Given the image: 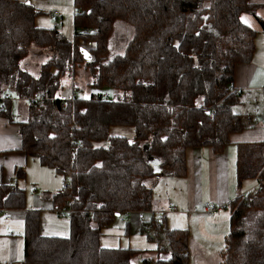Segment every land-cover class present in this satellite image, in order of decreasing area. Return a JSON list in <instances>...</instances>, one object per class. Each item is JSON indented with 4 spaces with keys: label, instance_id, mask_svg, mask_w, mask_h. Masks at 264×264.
<instances>
[{
    "label": "trees",
    "instance_id": "obj_1",
    "mask_svg": "<svg viewBox=\"0 0 264 264\" xmlns=\"http://www.w3.org/2000/svg\"><path fill=\"white\" fill-rule=\"evenodd\" d=\"M255 9L250 0H73L68 39L56 26L35 24L42 10L30 0H0V115L17 124L26 156L62 176L52 209L69 221L67 238H49L41 235L35 213H23L27 264H141L137 255L147 264H189L188 230L168 228L164 217L146 220L155 201L147 181L182 174L186 150L219 152L231 133L255 125L250 114L234 110L241 92L233 87L234 67L250 62L257 32L242 16H254L264 32ZM117 27L127 39L114 50ZM90 40L88 60L80 48ZM32 46L53 52L36 73L21 67ZM76 66L92 76L88 85L111 89L113 97H62V78ZM262 92L264 98V86ZM37 96L40 104L28 101ZM13 98L26 108L19 120ZM114 126L132 127L133 137L110 135ZM148 157L159 159V173ZM236 173L238 182L264 180L263 142L238 145ZM19 178H25L23 166L12 182L0 183L1 212L24 209ZM226 205L222 264H264L263 186ZM174 210L167 201L161 212ZM139 211L141 231L156 242L154 249L100 244L102 229L117 214L137 217Z\"/></svg>",
    "mask_w": 264,
    "mask_h": 264
},
{
    "label": "crops",
    "instance_id": "obj_2",
    "mask_svg": "<svg viewBox=\"0 0 264 264\" xmlns=\"http://www.w3.org/2000/svg\"><path fill=\"white\" fill-rule=\"evenodd\" d=\"M256 7V14L264 21V0H250ZM242 20L256 29L254 52L250 62L237 63L234 67L233 87L241 92L240 103L235 105L237 112L250 114L256 120L252 127L231 133L230 141L219 152L210 147H192L186 150V167L180 175L164 174L161 193L155 195V217L162 219L166 213L161 212L163 203L172 201L177 213L167 220L168 228H185L189 232L188 260L199 264H222V251L225 247V237L229 231L230 212L222 211L214 216L203 212V203L211 200L215 203H230L233 199L249 191L256 190L264 180L247 178L238 182L236 162L238 145L241 143H264V32L254 16L244 14ZM252 20V21H251ZM261 106L257 108V101ZM21 102H18V104ZM35 159V158H34ZM32 157H28L20 149V137L17 124L0 115V183H9L14 179L16 167L33 164L34 174L39 179H45L40 194L35 190L33 182H28L25 207L20 212L17 221H10L6 227L18 226L20 237L16 239L22 246L21 256L24 258V243L26 234L25 215L35 213L39 220L40 233L44 237L60 238L68 236L69 221L52 209V194L62 186V179L51 168L42 166ZM45 175V176H44ZM60 178V179H59ZM33 181V180H32ZM29 186V187H28ZM153 191V190H152ZM10 216V215H9ZM11 217V216H10ZM121 221V220H120ZM124 221V220H123ZM122 221V222H123ZM42 225L44 228H42ZM110 226V224L108 225ZM45 231H44V230ZM47 229V230H46ZM4 231V230H3ZM64 239V238H63ZM194 257H193V254Z\"/></svg>",
    "mask_w": 264,
    "mask_h": 264
},
{
    "label": "rangeland",
    "instance_id": "obj_3",
    "mask_svg": "<svg viewBox=\"0 0 264 264\" xmlns=\"http://www.w3.org/2000/svg\"><path fill=\"white\" fill-rule=\"evenodd\" d=\"M30 2L36 8L42 10V13L37 15L34 19V22L37 26H56L66 36V38L71 39L73 37V0H30ZM53 10H57L59 12V16L57 18H54L49 14V12H52ZM242 17L245 20L247 19L245 16ZM123 32L124 29L117 27L112 40L114 50H119L120 47L123 46L124 41L127 39L126 33ZM81 47L85 49L88 48L86 44H81ZM52 54L53 52L49 49H43L40 47L32 46L28 55L22 59L21 67L36 73L39 62H42L43 60H45L46 56H51ZM91 80L92 76L87 70L83 69L82 66H76L73 74L67 72V74L65 73L64 77L62 78V82L66 85V87H64L61 91V96L64 98L67 96L88 97L91 95V93H101L103 95H107L108 99H111L113 97V91L111 89L98 88L92 85H88ZM71 83L72 86H74V89L70 87ZM18 102L19 101L13 98V112L14 115H16L15 117L19 120L20 117H22L25 113L26 108L22 102L19 104ZM256 104L258 106L257 108H259L261 106V101L258 100ZM109 133L110 135H121L126 136L127 138H132L134 135V130L132 127L114 126L111 127ZM33 161L36 165H38L35 159ZM30 167L36 166H33V164L28 165V170H24L25 178L16 179V184L25 190L27 189L28 182H33L32 185L35 186V190L38 194H40L43 189L40 185H38V183L43 185V181L45 179L37 178L34 174L33 169H31ZM61 177L62 176H60V178ZM164 178V176H158L156 178L153 177V179H149L147 181V184H149L153 189L154 200L155 195L161 193L162 183L164 181H167L164 180ZM165 202L163 203L164 208L167 205V203L165 204ZM15 211L18 210H8L0 212V264H20L22 261H24L23 257L21 256L22 246L19 242L16 243V239L20 237L21 230L18 226L14 225L11 226L10 231L9 228H6L9 225L10 221H6L4 219V216L6 214H9L11 216V220L17 221L20 215L14 214ZM226 211L228 212L229 209L226 208ZM18 212H20V210ZM176 213V211H172L167 212L165 214L164 219L166 226H170L167 225L166 221L168 220L170 222V217L174 216V214ZM55 214L58 213L55 212ZM60 215L64 220L68 219L64 213ZM155 215V210H153V212H145L146 220L151 217H154L155 219L159 218H156ZM120 218H122L124 221L121 222ZM40 226L44 228L42 225ZM67 233L69 235V228ZM60 238H65V236H60ZM100 244L105 247L129 246L139 250L154 249L155 247H152V245L156 246V242L152 240L149 241L145 233L141 231L140 224L138 223L136 217V213L134 212L117 216L115 221H113L110 226L104 227L102 229V235L100 237ZM191 262V264H199L198 261H193V259L191 260Z\"/></svg>",
    "mask_w": 264,
    "mask_h": 264
},
{
    "label": "built area",
    "instance_id": "obj_4",
    "mask_svg": "<svg viewBox=\"0 0 264 264\" xmlns=\"http://www.w3.org/2000/svg\"><path fill=\"white\" fill-rule=\"evenodd\" d=\"M50 14L52 16L59 15V13L56 10H53ZM86 45H87V47H90L92 45V41L91 40L88 41ZM28 101L29 102H35L36 101L38 104H40L41 101H42V97L41 96H37V97L28 99ZM0 108H3V105L2 104L0 105ZM226 207H227V205L224 204V203L219 204V203H215V202H213L211 200H206L203 203V212L207 216H210V215H214V214L220 213ZM171 209H172V204L169 203L168 204V207H167V210H171ZM0 212H1V209H0ZM5 217L6 218H9L10 216H9V214H6ZM137 219H138V222L139 223H143L145 221L143 211L138 212ZM137 260L139 262H141V264H147V263H144L143 262V259H142L141 255H137ZM20 264H27V263H26V261H22Z\"/></svg>",
    "mask_w": 264,
    "mask_h": 264
},
{
    "label": "water",
    "instance_id": "obj_5",
    "mask_svg": "<svg viewBox=\"0 0 264 264\" xmlns=\"http://www.w3.org/2000/svg\"><path fill=\"white\" fill-rule=\"evenodd\" d=\"M80 51H81L83 58L88 59V60L91 59V53L88 49L81 47ZM147 159L152 166V171L155 173H159L161 170L159 159H157L156 157H148ZM117 216H118V214H117Z\"/></svg>",
    "mask_w": 264,
    "mask_h": 264
},
{
    "label": "snow or ice",
    "instance_id": "obj_6",
    "mask_svg": "<svg viewBox=\"0 0 264 264\" xmlns=\"http://www.w3.org/2000/svg\"><path fill=\"white\" fill-rule=\"evenodd\" d=\"M152 247H155L154 245H152Z\"/></svg>",
    "mask_w": 264,
    "mask_h": 264
}]
</instances>
